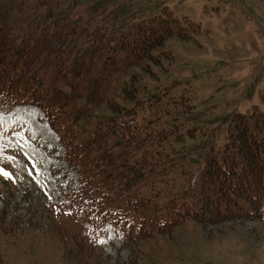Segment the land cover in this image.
I'll use <instances>...</instances> for the list:
<instances>
[{
    "label": "rangeland",
    "instance_id": "1",
    "mask_svg": "<svg viewBox=\"0 0 264 264\" xmlns=\"http://www.w3.org/2000/svg\"><path fill=\"white\" fill-rule=\"evenodd\" d=\"M163 11L186 19L191 38L175 35L162 44L143 82L158 77L162 87L174 84V93H190L196 108L185 125L196 127V136L186 138V157L169 172L174 186L172 196L163 192L162 207L171 199H191L204 147H224L236 113L264 112V0H0V27L15 37V46L34 34L56 48L61 38L52 34L67 39L65 71L46 56L24 58L21 65L43 81L50 100L59 101L57 123L72 125L92 151V161L77 158L72 143L61 139L34 104L0 114V264H264V220L237 218L202 227L187 218L148 240L119 226V220L124 225L139 220L142 211L122 210L129 200L151 194L158 175L138 165L150 145L138 140L127 146L118 124L109 121L107 100L117 97L130 74L107 79L103 62L124 28ZM39 97L48 99L45 91ZM29 108L37 110V126L49 128L51 139L36 132ZM136 118L145 135L150 114ZM54 144L58 151L51 149ZM106 150L124 175L110 193L109 207L120 212L114 217L119 220L97 212L81 185L97 173L109 189V170L99 161Z\"/></svg>",
    "mask_w": 264,
    "mask_h": 264
},
{
    "label": "trees",
    "instance_id": "2",
    "mask_svg": "<svg viewBox=\"0 0 264 264\" xmlns=\"http://www.w3.org/2000/svg\"><path fill=\"white\" fill-rule=\"evenodd\" d=\"M184 25L170 13L134 23L109 46L103 66L107 79L113 74H130L119 87L117 97L107 100L104 96L113 112L109 121L118 124L120 136L127 146L139 139L150 145L138 165L146 172L153 171L158 175L151 194L137 196L125 205V212L138 214L139 210L142 211L138 225H124L125 222L119 220L121 227L135 228V234L145 240L168 233L187 218L194 219L202 227L237 218L264 220V112L258 109L248 115L236 113L232 117L224 147H204L205 160L191 199H171L165 207L160 205L164 191L172 196L174 182L171 183L169 172L185 159L183 144L186 138L196 136V127L189 129L185 125V116L194 112L196 104L188 91L176 95L174 84L162 87L158 77L150 84L143 79L153 70L152 65L158 59L155 53L162 44L175 35L191 37ZM52 37L61 38L59 47L48 46L51 39L35 38V34L15 46V37L0 27V113H7L16 105L25 103L41 107L50 125L61 132L62 139L72 143L76 157L92 161L91 148L81 141L79 132L72 125L57 123L61 115L59 101L50 100L43 81L21 65L24 58L46 56L62 71L67 39L61 33H54ZM137 68L139 70L135 71ZM106 78L104 85L109 86ZM43 91L48 96L45 102L39 97ZM146 111L150 114L149 129L152 130L148 129L145 135L141 134L137 121L133 126H120L122 118H136L140 113L145 115ZM99 161L109 170V189L105 188V182L97 173H91L81 185L88 189L86 196L93 208L97 212L104 211L113 219L120 212L113 214L110 209V193L124 175L110 151L106 150Z\"/></svg>",
    "mask_w": 264,
    "mask_h": 264
},
{
    "label": "bare ground",
    "instance_id": "3",
    "mask_svg": "<svg viewBox=\"0 0 264 264\" xmlns=\"http://www.w3.org/2000/svg\"><path fill=\"white\" fill-rule=\"evenodd\" d=\"M29 110H30V112H32L33 113V115H31L30 117H29V121L31 122V124L33 125V126H35L36 127V129H37V131L36 132H41V134L45 137V138H47V139H51L50 137L51 136H49L48 135V132H49V128H47L46 126H44L43 128L42 127H40L39 125L37 126V123H38V119H37V115H36V113H37V110L35 109V108H29ZM10 112H12V111H10ZM9 112V113H10ZM29 112V111H28ZM17 115L18 114H16V113H14V116H16L17 117ZM29 116V115H28ZM37 134H39V133H37Z\"/></svg>",
    "mask_w": 264,
    "mask_h": 264
}]
</instances>
